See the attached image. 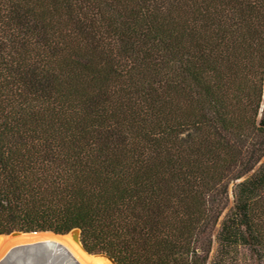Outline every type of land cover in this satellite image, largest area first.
I'll list each match as a JSON object with an SVG mask.
<instances>
[{
	"label": "trees",
	"instance_id": "obj_1",
	"mask_svg": "<svg viewBox=\"0 0 264 264\" xmlns=\"http://www.w3.org/2000/svg\"><path fill=\"white\" fill-rule=\"evenodd\" d=\"M74 228L264 264V0H0V235Z\"/></svg>",
	"mask_w": 264,
	"mask_h": 264
},
{
	"label": "bare ground",
	"instance_id": "obj_2",
	"mask_svg": "<svg viewBox=\"0 0 264 264\" xmlns=\"http://www.w3.org/2000/svg\"><path fill=\"white\" fill-rule=\"evenodd\" d=\"M0 264L9 258L23 260L25 254H37L46 261L59 264H109L102 257L87 256L73 243L68 235L54 236L50 233H29L0 238Z\"/></svg>",
	"mask_w": 264,
	"mask_h": 264
},
{
	"label": "rangeland",
	"instance_id": "obj_3",
	"mask_svg": "<svg viewBox=\"0 0 264 264\" xmlns=\"http://www.w3.org/2000/svg\"><path fill=\"white\" fill-rule=\"evenodd\" d=\"M233 184L229 185V188H232ZM25 258L23 260H15L9 258L7 261L3 262L2 264H59L57 262L46 261L43 259L42 256L37 254H25ZM212 255V254H211ZM239 264H258L254 257L250 256L247 251H243L241 257L239 259Z\"/></svg>",
	"mask_w": 264,
	"mask_h": 264
},
{
	"label": "water",
	"instance_id": "obj_4",
	"mask_svg": "<svg viewBox=\"0 0 264 264\" xmlns=\"http://www.w3.org/2000/svg\"><path fill=\"white\" fill-rule=\"evenodd\" d=\"M41 233H50V234H52V235H54V236H65V235H56V234H54V233H51V232H41ZM23 234H29V233H22V232H11L10 234H8V235H0V238H5V237H14V236H19V235H23ZM66 235H68L69 237H70V239H71V241L73 242V243H75V244H77L79 247H80V249L87 255V256H91V257H102V258H104V259H106L108 262H109V264H116L115 263V261L112 259V258H110V257H108V256H106V255H103V254H89V253H87L85 250H84V248H83V246H82V244H81V241H80V230L78 229V228H74V229H72L69 233H67ZM1 246H2V244L0 243V248H1Z\"/></svg>",
	"mask_w": 264,
	"mask_h": 264
}]
</instances>
